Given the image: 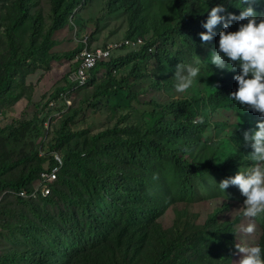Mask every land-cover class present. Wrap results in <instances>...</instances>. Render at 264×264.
<instances>
[{
  "label": "rangeland",
  "instance_id": "374dc122",
  "mask_svg": "<svg viewBox=\"0 0 264 264\" xmlns=\"http://www.w3.org/2000/svg\"><path fill=\"white\" fill-rule=\"evenodd\" d=\"M81 1L68 17L67 26L49 36V41L56 46L48 54L73 52L82 46L81 39L85 37L91 38L93 47L135 39L129 34L126 11L110 13L107 0ZM24 9V16L16 25V0H0V74L1 65L8 59L7 30L11 29L19 57L31 43L38 45L50 28L51 0H27ZM236 28L237 23L232 31ZM138 39L154 42L155 48L152 53L131 57L122 65L114 78L119 90L111 91L109 96H98V84L105 77L99 76L86 89L70 90V106L58 98L49 102V96L55 90L70 86L67 79L76 69L77 57L34 67H28L27 60L15 69L13 85L0 102V129L4 130L0 135V166L10 164L0 175V264L6 259L16 260L37 253L52 256V263L57 264L63 252L75 244L76 228L93 231L96 223L100 225L107 217L118 218L124 203L133 201L120 182L134 179L142 169L143 157L150 156L148 152L139 154L126 143L127 139L140 137L154 121L153 113L161 112L171 101L205 99L213 91L218 82L217 69L209 65L208 71L205 67L212 50L202 44L193 49L177 35L168 37L164 44L152 35ZM195 55L205 60L198 83L184 93H177L171 79L175 65L193 63ZM29 71L33 73L25 79ZM207 121L209 125L200 138L211 144L210 149L192 147L194 159L185 158L197 161L199 156L206 158L213 149V163L217 167L229 163L228 176L238 166L249 165V159L239 156L236 149L234 152L230 140L239 127L238 115L216 112L209 114ZM11 130L24 135L15 139L10 135ZM158 135L150 133L149 141L157 140ZM58 139L59 145L53 149L66 162L58 181L62 194L30 203L17 199L6 185L40 166L35 156L37 145L51 148ZM24 156L27 159L22 160ZM169 159L162 156L157 164L156 175L162 176L168 196L160 199L162 211L156 219L162 227H169L176 213L185 207L196 215L192 218L195 225L204 224L213 214L217 222L233 221L242 212L239 208L244 197L238 189L230 185L225 189V197L216 185L225 178L220 171L205 169L201 176L190 175L188 186L182 187ZM81 168L95 177V186L86 182ZM145 186L151 184L147 181ZM157 193L159 189L151 195L154 197ZM249 223L255 226L252 233L243 231ZM260 236L261 229L247 217L241 216L234 226L235 248L259 244ZM241 255L236 248L232 264H238ZM19 262L22 261L12 264Z\"/></svg>",
  "mask_w": 264,
  "mask_h": 264
},
{
  "label": "trees",
  "instance_id": "16d2710c",
  "mask_svg": "<svg viewBox=\"0 0 264 264\" xmlns=\"http://www.w3.org/2000/svg\"><path fill=\"white\" fill-rule=\"evenodd\" d=\"M26 2L27 0H16L18 11L16 25L24 16ZM107 3L110 13L127 12L129 34L132 38L138 40V38L152 35L162 40V44H164V40L168 37L177 35L193 49L202 44L213 51L218 36L214 34L211 40L204 42H201L198 36L199 32L204 31L200 25L207 15L205 5L208 3L210 8L214 4L224 3L226 12L238 14L237 7L240 5V0H107ZM81 4V0H51V25L47 35L41 39L42 41L38 45L31 43L19 57H17V48L11 36V29L6 31L8 59L1 65L0 102L11 89L15 69L22 67L20 63L28 60V67L47 66L50 62L72 60L80 54L82 46H78L73 52L61 55H51L48 54V51L56 46L54 42L49 41V36L53 32L65 28L68 17ZM252 7L257 15L264 13V0H255ZM236 23L235 21L232 23L229 31H232V26ZM220 30L221 26L217 24L214 32L218 33ZM145 43L146 46L141 50H125L117 53L93 71L89 84L96 77L105 76L98 84V96H109L111 91L120 89L114 78L117 71L131 57L142 53H152L149 52V49L155 48L154 42ZM75 65L77 67L76 62ZM32 73L33 71H29L24 78L31 76ZM236 74H238V70L217 69L215 77L218 82L205 99L171 101L161 112L153 113L154 121L140 137L134 136L127 139L126 143L136 148L139 154L143 155L146 152L150 154L149 157H143L142 169L134 179L131 181L124 179L120 182L122 189L133 196V201L124 203L118 218L107 217L100 225L96 223L97 226L93 231L76 228L75 244L70 250L63 252V258L61 261L57 260V264H232L233 254L236 252L233 239L234 226L243 216L242 212L233 221L217 222L215 214H213L206 219L204 224L195 225L192 218L196 215L190 213L185 207L183 211L176 213L169 227H162L156 219L162 211L160 199L168 196L165 188L166 183H163L161 175L157 176L156 174L160 157L169 156L173 174L176 175L182 187L188 186V176H201L205 169L220 171L223 177H228L229 163L217 167L213 163L215 157L213 149L206 158L199 156L198 160L193 162L187 159H194L190 152L192 147L210 149L211 144L202 141L200 136L209 125L208 115L216 112H232L238 115L239 127L231 135L230 140L238 155H243L248 159L246 156L251 152V148L243 140V132L254 130L260 116L247 109V106L243 108L228 98V94L236 89L233 79ZM74 88L75 86L70 85L67 88L55 90L49 96V102L56 100L60 93L70 92ZM197 116L203 117L202 123H193ZM166 117L169 118L166 119ZM21 127L26 128L24 125ZM2 133L4 130L0 129V135ZM150 133H159L158 139L149 141ZM10 135L15 139L17 136L19 139L24 133L11 130ZM54 144L51 145V148L45 147V149L55 151L53 148L59 145V139ZM146 147L147 150H144ZM35 156L41 162L40 166L29 171L17 182L6 185L11 188L10 193L23 202L44 201L62 194V191L58 189V181L65 169L66 162L61 155L64 165L48 197L25 200L17 196L20 191H32L39 173L44 168L47 159L38 157L37 149ZM24 157L22 160L27 159V156ZM9 166L10 164L0 166V175ZM81 170L86 182L95 186L97 184L95 177L84 169L81 168ZM146 178L148 179L146 180ZM147 181L151 186H145ZM157 182L161 185H157ZM158 189L159 193L153 197L151 192H156ZM254 221L261 229L259 245L264 248V215ZM17 258L16 260L22 261L18 264H53L52 256H44L39 253L30 257L24 255L23 258ZM16 260L6 259L2 264H12Z\"/></svg>",
  "mask_w": 264,
  "mask_h": 264
},
{
  "label": "clouds",
  "instance_id": "9594fccd",
  "mask_svg": "<svg viewBox=\"0 0 264 264\" xmlns=\"http://www.w3.org/2000/svg\"><path fill=\"white\" fill-rule=\"evenodd\" d=\"M254 2L240 0L238 14L226 12L224 3L214 4L210 8L207 3V15L200 25L204 31L198 33L201 42L211 40L214 34L218 36L215 49L206 59L207 70L209 65L220 70H238V74L233 76L236 89L228 94V98L243 108L247 106V109L260 116L254 130L243 132V140L251 148L246 156L251 163L238 166L233 175L215 183L225 197V189L230 185L238 189L244 197L239 210L249 220L264 215V13L257 15L252 7ZM234 21L237 22V28L229 31ZM217 24H220L221 30L215 33ZM195 57L193 63L178 62L175 65L171 79L177 93H184L194 83H198L197 77L205 60ZM202 122V116L193 120V123ZM254 230L253 223L243 228L246 233ZM236 248L242 254L238 264H264V248L259 244L236 245Z\"/></svg>",
  "mask_w": 264,
  "mask_h": 264
},
{
  "label": "built area",
  "instance_id": "2783aa9c",
  "mask_svg": "<svg viewBox=\"0 0 264 264\" xmlns=\"http://www.w3.org/2000/svg\"><path fill=\"white\" fill-rule=\"evenodd\" d=\"M82 50L77 56V67L74 72L69 75L67 82L77 89L86 87L91 79L93 71L101 64L107 62L117 53L122 51H137L146 46L142 39L123 40L120 42L109 43L102 47L91 46V38L85 37L81 39ZM153 48L149 52H153ZM72 92L60 93L59 100H64L70 106L69 98ZM52 104L50 103V106ZM38 157L47 159L43 170L39 173L38 180L33 186L32 191H20L17 193L19 198L25 200H37L40 197L46 198L51 194L52 186L58 179V175L64 165V161L60 153L56 151H47L40 144L38 147ZM52 164V165H51Z\"/></svg>",
  "mask_w": 264,
  "mask_h": 264
},
{
  "label": "crops",
  "instance_id": "0c3cea01",
  "mask_svg": "<svg viewBox=\"0 0 264 264\" xmlns=\"http://www.w3.org/2000/svg\"><path fill=\"white\" fill-rule=\"evenodd\" d=\"M29 81V80H28Z\"/></svg>",
  "mask_w": 264,
  "mask_h": 264
}]
</instances>
